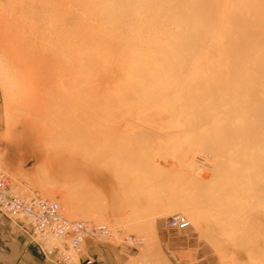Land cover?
Returning a JSON list of instances; mask_svg holds the SVG:
<instances>
[{
  "label": "rangeland",
  "instance_id": "rangeland-1",
  "mask_svg": "<svg viewBox=\"0 0 264 264\" xmlns=\"http://www.w3.org/2000/svg\"><path fill=\"white\" fill-rule=\"evenodd\" d=\"M0 171L113 228L73 264H264V0H0ZM7 223L0 264H56Z\"/></svg>",
  "mask_w": 264,
  "mask_h": 264
},
{
  "label": "built area",
  "instance_id": "built-area-1",
  "mask_svg": "<svg viewBox=\"0 0 264 264\" xmlns=\"http://www.w3.org/2000/svg\"><path fill=\"white\" fill-rule=\"evenodd\" d=\"M0 216L12 222L42 255H54L56 264H73L72 253L82 256L87 240L114 236L113 228L106 223L67 219L55 200L11 193L9 183L1 171ZM188 226L189 221L180 213L171 215L167 221V227L176 230H185ZM122 238L131 245L140 241L131 236L124 235ZM78 261L79 264H106L93 255L78 258Z\"/></svg>",
  "mask_w": 264,
  "mask_h": 264
},
{
  "label": "bare ground",
  "instance_id": "bare-ground-1",
  "mask_svg": "<svg viewBox=\"0 0 264 264\" xmlns=\"http://www.w3.org/2000/svg\"><path fill=\"white\" fill-rule=\"evenodd\" d=\"M95 63V62H94ZM104 76V75H103ZM102 76V77H103ZM99 77V75H98ZM90 79V78H89ZM85 80V79H84ZM83 82V81H82ZM110 93V92H109ZM108 93V94H109ZM110 96V95H109ZM115 97V96H114ZM123 98V97H122ZM122 98L120 101H122ZM108 100V99H107ZM71 101V100H70ZM101 102L103 103L104 102V99H98V103ZM81 104V103H80ZM75 105V104H74ZM117 109V108H116ZM120 114V113H119ZM116 115L114 118L111 119V124L109 123V125L107 124V121L106 124L108 125L107 128H109V132L115 134L116 136L120 134V126H121V115ZM97 116V115H96ZM106 116V115H105ZM112 116V115H111ZM108 117V116H107ZM167 117V116H166ZM98 118V117H97ZM110 118V117H109ZM86 120V118H83ZM101 119V118H100ZM161 119V118H160ZM103 120V118H102ZM107 120V119H106ZM89 121V120H88ZM97 121V120H96ZM101 122V121H100ZM119 141V140H118ZM121 146V143L119 141V143H113V147L115 148V151L116 153L119 154L118 151L121 150L120 148ZM49 154V153H48ZM47 154V156H48ZM46 155V154H45ZM50 156V155H49ZM77 160V159H76ZM76 160H72V162L76 165V167L78 168V171H83L85 174L84 176H86V178L88 180H91L92 182H94L95 184H97L98 186L100 187H106L107 184L109 183V180L110 181H113L111 180V176L112 174L110 175V172L109 170H105V169H102L100 168V166H98L95 162H93L92 160L88 161V165H84L82 161H78L77 164H76ZM43 163H39V164H34V167H36L39 172H44L47 170V163L45 160L42 161ZM83 164V165H82ZM92 177V178H91ZM114 179V177H112ZM111 183L108 184V187H110Z\"/></svg>",
  "mask_w": 264,
  "mask_h": 264
},
{
  "label": "crops",
  "instance_id": "crops-1",
  "mask_svg": "<svg viewBox=\"0 0 264 264\" xmlns=\"http://www.w3.org/2000/svg\"><path fill=\"white\" fill-rule=\"evenodd\" d=\"M8 221L2 219L0 217V230H4V233H7V235L9 236L10 240H13V239H17L13 233L11 232L12 230L10 229V224L7 223ZM19 234V233H18ZM18 238H21L23 239L25 242L26 245H29V240H26L25 236L24 237H21V236H17ZM31 250H30V254L35 258V257H39V256H42V254L35 248V246L32 244L31 246ZM26 250V249H25ZM26 252V251H25ZM28 253L26 252V255ZM25 255V254H24ZM23 256V255H22ZM43 264V263H42Z\"/></svg>",
  "mask_w": 264,
  "mask_h": 264
}]
</instances>
